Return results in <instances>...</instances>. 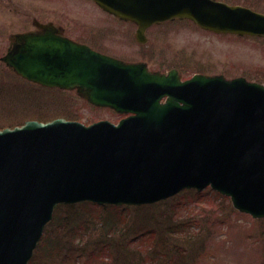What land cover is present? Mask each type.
Masks as SVG:
<instances>
[{
	"label": "water",
	"instance_id": "water-1",
	"mask_svg": "<svg viewBox=\"0 0 264 264\" xmlns=\"http://www.w3.org/2000/svg\"><path fill=\"white\" fill-rule=\"evenodd\" d=\"M94 1L137 23L140 37L176 18L264 36V14L216 0ZM15 39L3 61L25 78L136 115L118 126L59 119L0 131V264H28L61 202L140 205L212 184L239 210L264 217V86L204 75L182 83L69 40Z\"/></svg>",
	"mask_w": 264,
	"mask_h": 264
},
{
	"label": "rangeland",
	"instance_id": "rangeland-1",
	"mask_svg": "<svg viewBox=\"0 0 264 264\" xmlns=\"http://www.w3.org/2000/svg\"><path fill=\"white\" fill-rule=\"evenodd\" d=\"M223 1L264 12V0ZM34 18L71 24L76 31L96 34L114 21L89 0H0V58L9 47V36L31 27ZM159 29L150 34L149 44L144 47L129 43L132 59L149 60L154 69H177L184 79L202 73L227 79L245 77L264 85V38L216 35L189 21L171 22ZM156 33H160L159 39L154 37ZM126 35L121 29L117 35L105 38L107 42L116 38L122 47ZM88 37L84 41L95 44ZM12 75L0 62V128L60 117L84 124L102 119L117 122L121 118L90 106L75 92L26 89L27 83ZM7 89L19 92L8 93ZM17 95L21 98L16 99ZM75 207H61L56 212L57 223L48 231L33 264H106L105 241L117 264H264V220L234 210L230 199L211 189L186 191L173 199L140 207ZM88 215L89 222L80 224ZM107 222L119 227L111 226L114 237L106 234ZM81 226L88 228L84 237H80ZM51 240L59 241L55 251L47 249ZM101 240L102 247H97ZM137 251L144 256L140 253L137 259ZM180 251L183 262L179 261Z\"/></svg>",
	"mask_w": 264,
	"mask_h": 264
},
{
	"label": "flooded vegetation",
	"instance_id": "flooded-vegetation-1",
	"mask_svg": "<svg viewBox=\"0 0 264 264\" xmlns=\"http://www.w3.org/2000/svg\"><path fill=\"white\" fill-rule=\"evenodd\" d=\"M105 13V12H104ZM107 16H110V18H114V16L105 13ZM116 21H112L109 23L108 26L102 27V31H98L100 33L96 34L93 32H90V30H85L83 32H80L79 30L76 31V27H70L71 24H65V23H58L54 20H50V21H31L30 22V26L28 27L26 30H24L25 32H29V33H33L35 35L38 36H47V35H55L58 37H68L71 38L73 40H76L80 43H85L84 38L85 36L89 37L91 40H93L95 42V44H92V48L102 52L103 54L106 55H110L112 57H115L117 59H121L123 61L129 62V63H133V62H138V60H134L131 58V54L130 52H128V49H131L129 46V43H135L134 45H137L138 47H143L145 46L149 39H151V35L153 34L154 31L157 29H153L155 27H151L150 29H147L146 31V38H147V42L145 44H140L137 41L136 38V34H137V27L134 26L133 24H129L127 22H123V21H117V18L115 19ZM124 29L125 34H127V38L126 42L124 43V46H120L122 44H120L116 38L114 41L111 42H107L105 37H108L109 35H117L119 33V30ZM159 28L157 29V32H159ZM72 32H75V36H73ZM152 32V33H151ZM82 34V36H80V34ZM79 34V35H78ZM93 35V36H90ZM77 36V37H76ZM79 36V37H78ZM123 36V35H122ZM160 33H156L154 34V37H156L157 39H159ZM153 37V36H152ZM142 62H145L148 64V67L151 71H159V72H163L165 73L166 71H164L163 69H154L150 66V61L146 60V59H142L140 60ZM169 72V71H167Z\"/></svg>",
	"mask_w": 264,
	"mask_h": 264
},
{
	"label": "trees",
	"instance_id": "trees-1",
	"mask_svg": "<svg viewBox=\"0 0 264 264\" xmlns=\"http://www.w3.org/2000/svg\"><path fill=\"white\" fill-rule=\"evenodd\" d=\"M59 229H61V228L59 227ZM87 230H88L87 227H86V228H82V226H81L79 232H80V233H86V235H87V234H88V233H87ZM47 232H48V231H47ZM49 232H50V231H49ZM49 232H48V233H49ZM48 233H46V235H45L44 238L47 237ZM82 235H85V234H82ZM58 245H59V241H58V240H55V241H52V240H51V241L48 243V248H47V249L50 250V248H52V251H53V250L55 251V250L57 249ZM107 245H109V243H106V244H105V246L108 248ZM107 250L109 251L110 249L108 248ZM52 251H51V252H52ZM110 252H111V251H110ZM140 253H141V257L144 256V254H143L142 252L138 251L139 259H140ZM151 253H152V252H149V254L146 253V254L148 255L149 258H151ZM146 254H145V255H146ZM110 256H111V258L114 257V256L111 255V253H110ZM116 261H117V258H113V260H112V262H111L110 264H116ZM146 263L148 264L149 262H146ZM173 263H174V262H173Z\"/></svg>",
	"mask_w": 264,
	"mask_h": 264
}]
</instances>
